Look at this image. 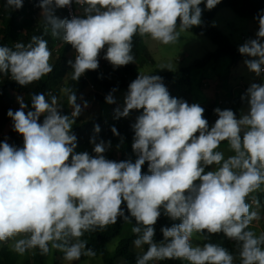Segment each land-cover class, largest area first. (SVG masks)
Segmentation results:
<instances>
[{
    "label": "clouds",
    "instance_id": "clouds-1",
    "mask_svg": "<svg viewBox=\"0 0 264 264\" xmlns=\"http://www.w3.org/2000/svg\"><path fill=\"white\" fill-rule=\"evenodd\" d=\"M219 3L40 0L39 16L50 26L45 34L48 29L53 37L63 33L65 44L59 47L70 59L72 80L88 82L93 92L86 72L98 68L103 72L108 62L114 69L136 63L134 37L138 49L137 35L165 45L176 43L182 32L202 25L201 4L211 11ZM6 4L21 9L24 0H6ZM56 8H64L68 18L57 17ZM254 19L259 25L256 38L246 40L238 51L251 57L244 61L245 71L264 80V10ZM51 57L43 35L32 36L27 44L0 45V73L10 74L26 87L53 72ZM207 71L197 76L202 95L198 104L172 97L162 77L153 73L140 72L128 91L101 93L106 100L102 104L111 108L115 119L134 123L135 162L108 159L105 153L111 141L106 147L95 137L91 143L96 155L76 152L73 126L82 108L75 92L68 96L70 115L62 114L56 95L50 94L49 101L45 93H33L28 110L24 98L14 92L19 109H9L7 115L14 131L23 136L24 146L0 143V242L20 237L14 243L20 254L38 248L47 255L56 249L65 260L79 261L96 255L81 239L85 233L114 225L121 218L134 219V246H148L136 264L163 260L235 264L237 256L219 244L194 246L196 234H223L238 245L240 264H264V232L259 230L258 236L250 227L264 215V208L254 196L248 202L250 194L264 185V83L229 89L225 79L214 81L217 75ZM245 75L231 82L243 81ZM237 97L245 105L239 110L233 101ZM210 104L215 122L211 127L204 117ZM132 110L137 118L130 116ZM94 131H101L98 124ZM111 131L120 135L114 126ZM224 141L232 152L218 150ZM120 142L129 146L127 139ZM146 162L150 174L142 171ZM161 215L180 223L162 227L163 240L157 242L155 225Z\"/></svg>",
    "mask_w": 264,
    "mask_h": 264
},
{
    "label": "trees",
    "instance_id": "trees-1",
    "mask_svg": "<svg viewBox=\"0 0 264 264\" xmlns=\"http://www.w3.org/2000/svg\"><path fill=\"white\" fill-rule=\"evenodd\" d=\"M39 4L40 0H24L21 9H13L7 6L6 0H0V45L14 47L17 42L27 44L31 41L32 36L43 35L44 39L48 41V47L52 52L50 63L54 66L52 73L43 77L40 81L34 82L26 87L21 86L16 81L12 80L10 74L0 73V143L6 141L18 148L24 146L23 136L14 131V129H10L8 134L5 135L8 125L13 122L7 115L8 110L12 109L13 111H16L17 109L14 110L13 108L18 103L9 97L10 92H16L19 96L23 97L25 103L29 105L28 110H31V96L33 93H45L49 101L50 94L62 97L58 103L60 107H62L61 111L64 115H70L72 112L68 96L70 92H75L77 96V104H80L82 108V112L76 118L73 126V133L77 136V147H85V144H88L90 149H92L90 155L94 156L96 155L93 151L94 145L91 143L93 137H95L97 143L103 140L106 147L108 142L111 141V146L105 153L108 159L117 162L127 160L135 162L137 154L132 149L135 136L134 129L132 128L134 123L123 117L115 119V114L111 108L102 104L105 103L106 100L102 97L101 93H113V89H116V91L127 89L128 91L130 83L138 77L139 74L136 65L142 67L144 61L143 58H141L143 53L138 49L137 40L134 37L133 54L136 57V63H130L127 66L114 69L108 62V67L106 66L103 72L99 68L97 70L87 71L85 74L87 76L86 78L92 82L95 89L93 92H91L90 89L87 91L85 88H89L88 82L83 81L80 84L78 81L72 80L73 70L68 63L70 59L66 56V50L59 47L60 44L62 45V43H64L62 39L63 33L58 37H53L51 35V29H48L47 34H45V27L50 26L47 25L46 22L40 20V18H43L39 16L41 8L39 7ZM200 7L204 9L202 13V25L198 27L193 26L187 31L207 37L216 46V50L206 53L202 59L194 61L190 67L182 68L177 72L172 71L163 74L153 73V75H159L162 77V81L172 97L187 102H191L194 98L192 97V99H190L193 89V71L218 65L224 57H228L231 60L230 68L233 67V69H238L233 71L229 68L231 77L225 79L227 88L230 89L235 87L234 82H231V80L236 76H243L242 72L246 73L248 76V73L245 71L247 69L246 65L243 66L242 64L239 67H235L242 60H246L247 56L241 55L231 39L220 31L219 28L212 26V23L219 12L223 9L232 10L235 16L239 19L258 23L254 18L259 12H261V10H264V0H221V3L211 11L207 10L204 4H201ZM83 14V9H81L80 16H83ZM55 15L60 19L68 18L64 8H56ZM101 61L102 60L100 59L99 64ZM217 68L218 67L216 66L212 69L213 74L215 75H218L220 72ZM67 80H69L68 88L66 87ZM74 86L81 87L84 90L82 92L85 95L80 97L78 93H76ZM62 89L65 91L63 94ZM233 101L237 110L242 109L245 106L244 104H241V99L239 97L235 98ZM85 102H87V107H84ZM213 107L214 105L210 104L209 109H205L204 113V117L208 120L210 127L215 124ZM43 118L44 117L41 116V123L43 122ZM111 121H113L112 124L110 123ZM97 124L101 129L98 134L94 131V126ZM113 126L118 130L120 134L119 136L113 134L111 131ZM122 139H127L129 141V146L127 143L122 145L120 142ZM227 146H229L228 142L224 141L221 143L219 149ZM207 170L211 169L209 168L206 169V171ZM142 171L145 174H150L148 173V162L145 163ZM252 196H254L264 208V185H261L260 190L250 194L248 202ZM173 223H180V221H172L168 217L161 215L155 225V239L157 242L163 240L161 228L165 226L171 227ZM126 226L128 236L117 243L113 253L114 255H111L109 252V244L114 239L121 236V233ZM134 226H136L134 219L125 222L121 218L114 225H109L105 228H97L95 231L85 233L81 239L85 240L87 246L96 253L95 257L103 258L104 264H136L137 256L142 255L147 250L148 246L144 245V249L141 252L134 250L135 246L133 241L137 238L132 232ZM223 236V234L206 236L197 234L199 243H196L195 246H203V244L209 242L219 244L236 255L237 259L235 264H240L238 245L235 241L229 240L228 238L225 240ZM9 242H12V240H9L8 242H0V264H17L20 262L19 259L22 255H25L26 257L24 260L22 258L21 262H23V264H64V253L59 250L51 249L47 255H44L38 248H36L34 249V253L37 255L36 263H32L27 255L28 251L17 257L9 250ZM154 262L155 261H151L149 264ZM156 264H188V262L185 260H163L158 261Z\"/></svg>",
    "mask_w": 264,
    "mask_h": 264
},
{
    "label": "rangeland",
    "instance_id": "rangeland-1",
    "mask_svg": "<svg viewBox=\"0 0 264 264\" xmlns=\"http://www.w3.org/2000/svg\"><path fill=\"white\" fill-rule=\"evenodd\" d=\"M212 26L219 28L220 31H222L225 35H227L231 39L232 43L236 45L237 49L246 40L255 39L256 33L259 28L258 23L254 21L242 20V19L237 18L234 12L230 9L221 10L219 14L217 15V17L215 18V20L213 21ZM137 38L139 40L140 51L143 53V55H141V58H143V61H144V64L141 69L137 67L138 74H140V72L142 74H151V73L162 74L166 72L178 71L182 68L190 67L194 63V61L202 59L206 55V53L213 52L216 50V46L207 37L203 35H196L187 30L180 34V39L176 43L167 44V45L162 44L158 41H155L151 39L149 36L141 37L137 35ZM144 49H146V51H144ZM178 58H180V60H178ZM246 59H251V57H247ZM244 61L245 60H242L235 67H239L242 64L244 66L245 65ZM230 62L231 60L228 57H224L219 62L218 65L207 67L208 69L193 71L192 73L193 89H192V94L190 95V99L194 97L193 103L198 104L200 101H202L201 99L202 95L200 93V90L197 88V76L204 74L207 70H212L214 67L217 66L218 67L217 70H219L220 72L218 73L217 76L213 77L212 80L222 82L223 79H227L228 77H231L230 76L231 73L229 72V68L231 66ZM168 68H170L171 70ZM230 69L233 71L238 70L237 68L233 69V67H231ZM245 81L249 83L250 85L254 82L264 83L263 79L256 76L255 73L250 72V71L248 72V76H246ZM80 82L81 81L79 79L78 83ZM66 87L67 88L69 87V80L66 81ZM74 89L80 97H83L85 95L82 92L84 90L81 87L74 86ZM85 89L88 91L89 88H85ZM64 92H65L64 89H62V94ZM9 97L12 100L18 102L17 100L18 95L16 93L10 92ZM61 98L62 97H58V102L59 100H61ZM13 109L18 110L19 103H17V105L14 106ZM223 110H225V108ZM241 112H239L238 116H240ZM10 129H13V122L8 125L5 135L8 134V131ZM79 147L77 148V151H76L77 153H81L85 151L87 152L92 151V149H90L88 144H85V147H82V146H79ZM219 150L222 151L223 153L232 152L229 146L221 147V149ZM250 227L252 231H254L256 235L258 236L261 233V231L259 230H262L264 232V215L260 216L257 220H254L252 224L250 225ZM127 236H128V230L126 226L123 229L121 236L114 239L109 244V252L111 253V255H114L113 253L117 246V243H119L121 239H124ZM223 237L225 238V240L227 239L225 236ZM19 238L20 237L14 238L12 239V242L8 243V246L10 247L9 250L13 252L17 257L20 255V253L18 254V252L15 251L14 243H15V239H19ZM192 243L194 246L196 243H199L197 234L194 235ZM143 249H144V246L139 249L136 247L134 248V250L137 252H141L143 251ZM27 255L30 258V261H32V263H36L37 255H35L34 249L28 250ZM22 258L24 260V258H26L25 255H22V257L19 259L20 262L17 264H23V262H21ZM157 262L158 261H155L152 264H156ZM64 264H104V262H103L102 257H82L79 261L70 262V261L64 260Z\"/></svg>",
    "mask_w": 264,
    "mask_h": 264
},
{
    "label": "crops",
    "instance_id": "crops-1",
    "mask_svg": "<svg viewBox=\"0 0 264 264\" xmlns=\"http://www.w3.org/2000/svg\"><path fill=\"white\" fill-rule=\"evenodd\" d=\"M208 72L209 73H213V71L212 70H208ZM244 74V73H243ZM245 76H247V75H245ZM246 78V77H245ZM245 78L243 79V81H239V80H235L234 81V84H235V87H238L239 85H250L249 83H247L246 81H245ZM123 93H125V96H126V92H124L123 91ZM207 93L209 94V96H212V94L209 92V90H207ZM116 99H118V98H116ZM119 100V99H118ZM130 116L132 117V118H137L138 116H137V111H135V110H132L131 111V113H130Z\"/></svg>",
    "mask_w": 264,
    "mask_h": 264
},
{
    "label": "built area",
    "instance_id": "built-area-1",
    "mask_svg": "<svg viewBox=\"0 0 264 264\" xmlns=\"http://www.w3.org/2000/svg\"><path fill=\"white\" fill-rule=\"evenodd\" d=\"M72 16V15H71Z\"/></svg>",
    "mask_w": 264,
    "mask_h": 264
}]
</instances>
